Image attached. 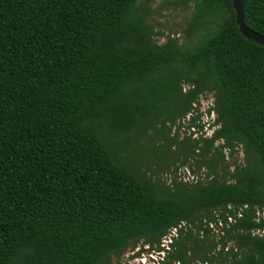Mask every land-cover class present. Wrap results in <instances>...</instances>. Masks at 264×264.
Here are the masks:
<instances>
[{"label":"trees","instance_id":"16d2710c","mask_svg":"<svg viewBox=\"0 0 264 264\" xmlns=\"http://www.w3.org/2000/svg\"><path fill=\"white\" fill-rule=\"evenodd\" d=\"M150 2L0 0V264H264V48L232 0L158 43Z\"/></svg>","mask_w":264,"mask_h":264},{"label":"rangeland","instance_id":"374dc122","mask_svg":"<svg viewBox=\"0 0 264 264\" xmlns=\"http://www.w3.org/2000/svg\"><path fill=\"white\" fill-rule=\"evenodd\" d=\"M144 0H139V2H143ZM191 4H185L183 0H151L150 4L148 5L149 9V16H148V23L154 27L155 32L162 31L164 37L161 36L160 38H156L158 43L165 42L166 36H170L178 40L179 43H187L191 41V37L188 36L187 30L188 25L191 21L190 16V7ZM194 36L192 37V40ZM211 98L210 95H206V100L201 102L199 105L200 111L205 110L208 106H211ZM198 110V112H199ZM210 118L204 117V122H207ZM188 118H186L182 124L184 126L181 129V136H183L182 132L185 130L186 126L188 125ZM189 133V132H187ZM211 134V131L209 132ZM234 158L237 160L238 163H241L243 160V154L240 149L236 152ZM231 162V159H228ZM184 172H180L178 176L183 177V180H195L200 175L195 173L192 177L183 169ZM168 174H162L161 180L168 181ZM169 243V238H166L164 242H162L163 246H167ZM153 249H148L147 246H142L140 243L133 251H127L123 254L122 257L118 259L119 264H156L158 262V255L152 251ZM136 252H140V255L136 256L133 255ZM162 258V257H160ZM153 260V261H152ZM154 262V263H153ZM116 264V261H113Z\"/></svg>","mask_w":264,"mask_h":264},{"label":"water","instance_id":"95a60500","mask_svg":"<svg viewBox=\"0 0 264 264\" xmlns=\"http://www.w3.org/2000/svg\"><path fill=\"white\" fill-rule=\"evenodd\" d=\"M233 11L235 13V24L239 29L240 34L251 40L257 45L264 48V36L249 29L244 23L242 18V0H232Z\"/></svg>","mask_w":264,"mask_h":264},{"label":"built area","instance_id":"2783aa9c","mask_svg":"<svg viewBox=\"0 0 264 264\" xmlns=\"http://www.w3.org/2000/svg\"><path fill=\"white\" fill-rule=\"evenodd\" d=\"M208 107H210V106H208ZM207 107V108H208ZM214 119V114H211L210 115V119H209V122L207 121V124H206V134H208V135H210L209 134V132L211 131L212 132V129H208V126L210 125V123L212 122V120ZM198 134H195V136H197ZM176 235V229H173L172 231H171V236H175ZM169 242H170V240H169Z\"/></svg>","mask_w":264,"mask_h":264}]
</instances>
